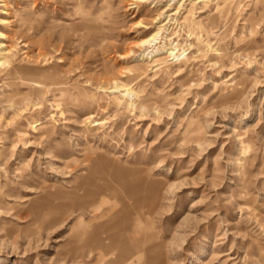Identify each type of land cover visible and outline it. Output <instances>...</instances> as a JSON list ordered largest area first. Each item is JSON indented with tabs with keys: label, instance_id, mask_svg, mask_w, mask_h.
<instances>
[{
	"label": "rangeland",
	"instance_id": "obj_1",
	"mask_svg": "<svg viewBox=\"0 0 264 264\" xmlns=\"http://www.w3.org/2000/svg\"><path fill=\"white\" fill-rule=\"evenodd\" d=\"M135 1L0 3V264H264V0Z\"/></svg>",
	"mask_w": 264,
	"mask_h": 264
},
{
	"label": "bare ground",
	"instance_id": "obj_2",
	"mask_svg": "<svg viewBox=\"0 0 264 264\" xmlns=\"http://www.w3.org/2000/svg\"><path fill=\"white\" fill-rule=\"evenodd\" d=\"M77 3H79V4H81L82 3V0H75ZM136 1H139V2H141L142 0H136ZM135 1V2H136ZM3 2V0H0V3H2ZM78 4V10H79V14L81 15V17L82 18H86L87 16L85 15V11H83V9H82V7L80 6ZM167 9V8H166ZM165 9V10H166ZM165 10L164 11H162L161 13H159V15H158V17H163L164 16V12H165ZM76 11V10H75ZM88 11V10H87ZM87 13V12H86ZM175 13H177V10H176V12ZM174 13V14H175ZM174 14H170V15H167L166 17H165V19L168 21V20H173V19H171V16H173ZM79 16V15H78ZM92 24H96V22H95V20H92V22H91ZM163 26H164V24H162V25H160V26H158L157 27V29H156V32H154V33H151L150 35H148L147 37H145V38H143V39H141L140 41H139V43H138V46H141V47H146L147 48V46H150V47H148V49H151V51L150 52H148L147 54H146V58L150 61V62H153V63H157V62H160L161 60H165V59H169V58H172V59H176V60H178L181 56L183 57V55H184V51H182L181 53H178L177 52V49H176V46H174L173 45V42H171V41H169V43L167 44H163L162 46H160V48L159 47H157V45L156 44H158V43H156L157 41H158V39H159V36H160V33H161V31H162V28H163ZM5 37H4V35L3 34H1L0 33V65H5V64H9V62H11L10 61V59H11V55H10V51H9V49H8V47L6 46V45H4L3 44V42H2V39H4ZM214 52H216L215 50H213ZM184 58V57H183ZM182 58V59H183ZM145 59V58H144ZM182 59H179V60H182ZM167 62V61H166ZM163 63H165V62H163ZM27 84V83H26ZM30 87H31V90H39L40 88H38L39 86H40V83L37 81V80H34V81H32V82H30ZM117 87V86H116ZM41 89H43V87L41 86ZM40 89V90H41ZM45 90V89H44ZM44 92V91H43ZM134 93L135 92H132V89H124V90H122V96L123 97H125V99H126V97L127 98H129V99H131V98H134L135 96H137V94H135V96H134ZM134 96V97H133ZM134 102V101H133ZM8 103L9 104H11V101H8ZM13 103V102H12ZM12 105V104H11ZM134 106H135V103H134ZM145 183V182H144ZM143 183V184H144ZM140 184H141V182H140ZM146 184V183H145ZM155 185V184H154ZM154 185H152V186H154ZM139 186V185H138ZM150 186H151V184H150ZM144 187V186H143ZM137 188V187H136ZM140 188H142V187H140ZM149 188H151V187H149ZM134 189V188H133ZM153 189V188H152ZM151 189V190H152ZM135 192V191H134ZM152 192V191H151ZM153 193V192H152ZM131 198V197H130ZM137 198V197H136ZM125 200H127V197L125 198ZM111 202V201H110ZM127 202V201H126ZM96 204H98V203H96ZM128 206H132V207H134V208H137L138 207V203L137 202H134V203H132V204H127ZM96 207V206H95ZM94 207V208H95ZM98 208H100V207H98ZM148 208V207H147ZM95 209H97V208H95ZM146 209V208H145ZM113 210V209H112ZM95 211V210H94ZM99 211V210H98ZM97 212V211H96ZM136 212V211H135ZM124 223H126V222H124ZM123 225V222L122 221H120V222H118L116 225H114L113 227L114 228H119V226H122ZM102 228V227H101ZM111 228V227H110ZM110 228H109V230H110ZM120 230V229H119ZM123 231V230H122ZM119 232V231H118ZM115 233V232H114ZM127 235H129L128 233H127ZM136 235V234H135ZM107 250H105V252H106Z\"/></svg>",
	"mask_w": 264,
	"mask_h": 264
}]
</instances>
